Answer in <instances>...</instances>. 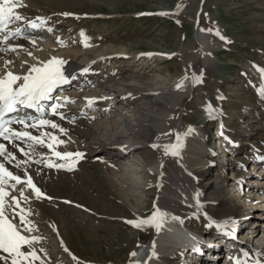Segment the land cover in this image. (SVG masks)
<instances>
[{
    "label": "rangeland",
    "instance_id": "rangeland-1",
    "mask_svg": "<svg viewBox=\"0 0 264 264\" xmlns=\"http://www.w3.org/2000/svg\"><path fill=\"white\" fill-rule=\"evenodd\" d=\"M48 1L27 4L24 12L31 19L43 17L49 20L48 27L64 35L66 45L99 44L105 49L114 45L118 47L116 50L123 46L129 51L128 54H105L101 74L120 76L123 68L139 69L144 66V74H161L171 80L183 77L192 79L193 74L202 77L198 96L201 97L200 100L193 95L186 98L185 103L179 107V114L184 118L182 134L189 127L193 128L194 143L199 144V149L193 147L198 153H193L191 160L194 162L188 171L198 174V177L193 178V183L201 205L197 209L198 214L191 213L188 222L184 224L190 230L189 233L201 237L204 243L211 241L208 245L203 244L204 248H209L210 257L215 253L212 251L215 246L212 242L218 236L219 228L215 227L209 216H222L223 199H237L242 207L240 212L243 211L246 216L257 211H261L262 215L264 211L262 201L254 207L242 202L243 191L241 187L236 188L233 182H229L233 180V174L227 167L232 157L230 150L237 149L246 153L250 152L251 147L258 146V140L264 142V131L259 129L257 120L249 119L256 117L255 113L262 114V102L257 97L256 83L257 77L262 75L260 70H264V0H61L63 4ZM217 31L219 36L215 34ZM199 32H203V44L197 38ZM42 39L47 44L54 43L45 35ZM151 54H164L169 58L152 59ZM205 55L207 58L203 62ZM144 56L148 63L141 65V58ZM93 61H88L86 66L92 68L96 65V60ZM75 64H80V61ZM72 71L80 72L79 68H73ZM158 95L155 110L157 114H161L163 102L169 103L171 95L168 92ZM209 104L215 109L211 118L205 111ZM68 110L72 114L75 111L71 106ZM155 116L152 119L158 121ZM147 125L149 128L153 127L151 123ZM86 126L94 128L88 123ZM152 130L155 131L154 128ZM55 136L65 142L58 146L62 153L84 154L70 173L85 179L80 178L83 180L79 185L82 187L80 190L67 182L63 185L59 183L58 191L56 185L59 181L48 180L42 193L49 198L36 199L41 208L36 211L34 207H24L25 210H31L29 218L38 228L33 234L42 237L40 243L45 242L46 245L43 249L46 250L47 257L39 251L38 255L45 259V264L49 261L50 264H76L61 247L63 241V245L79 259L80 264H123L124 261H130L132 249H137L138 245L143 247L153 239L146 232H138L136 238H131L132 243L123 238V233H130L125 230V225L131 226L125 221L135 220L136 210L120 196L117 177L112 174L110 167L112 165L121 171L128 163L120 159L114 164L113 160H109V155L122 152L130 144L107 141L93 133L89 137L87 135L86 140H80L66 132ZM153 143L168 142L164 139L153 140L143 145L144 152L150 148L163 156L161 150H154L150 146ZM206 147L208 152L200 150ZM165 160L169 162L168 174L173 170L181 173V158L163 156V161ZM151 168L131 169L136 173L131 175L130 180L135 181L139 187L137 191L131 190L132 201L140 208L148 202L153 208L154 205L158 207L156 204L160 192L150 193L149 197L146 194L149 185L158 186L160 182L157 177L154 180L158 182L149 177ZM251 170L248 169L252 174L251 178L258 176V173H252ZM222 175L227 177L228 183L224 186L226 190L223 194L218 196L223 186ZM143 184L146 185L145 188ZM108 194L111 195L107 196ZM56 199H59L58 202L54 201ZM61 200L67 202L63 203ZM241 234L239 232L236 241L240 240ZM193 248L194 246L192 251ZM178 249V246L169 247V251L166 249L157 264H181L179 261L186 256L188 250ZM224 254H217L210 262L222 264L227 258Z\"/></svg>",
    "mask_w": 264,
    "mask_h": 264
},
{
    "label": "bare ground",
    "instance_id": "bare-ground-1",
    "mask_svg": "<svg viewBox=\"0 0 264 264\" xmlns=\"http://www.w3.org/2000/svg\"><path fill=\"white\" fill-rule=\"evenodd\" d=\"M36 1H41L42 3L48 0H23V4L26 6L27 4H31L32 2ZM49 1L57 4H63L61 0ZM18 11L20 15H24L23 17L26 18L25 21L19 23V27L23 29L24 35L27 36L28 39H24L23 37L13 38L8 41V45L0 43V48L8 47L9 45L17 47L16 52H0V74H3L5 60H10L13 62L11 65H9L13 72L23 73L27 68V65H23L22 67L23 61H28L29 64L35 62L32 57L28 56L27 53L29 51L32 53L33 57L40 61H47L52 57L64 60L66 62L63 69L65 75L69 78L75 77V79H78V81L75 84L67 83L59 87V91L57 90L59 92L58 98L68 97L71 101H74V103H68L66 106L59 109V112L63 113L65 119H60L59 115L53 116L50 114L51 112L44 118L55 122L59 125V128L65 129L66 133L70 134L71 136L73 135L75 138H80V140L85 139L87 135L89 137V135L93 133L96 137H100L102 139L104 138L107 141H116L130 144L122 152L110 154L109 160H113L112 163L114 164H117V160L120 159L128 163V166L121 171H118V169L112 165H110V167L112 168V174L115 176V178L117 177V190L125 201H127L130 205H133L134 209L136 210V216H133L136 219H145L150 217V213L154 208L149 202L146 206L143 205L141 208L138 207L137 204L134 205L132 201L133 195L131 194V190L137 191L139 190V187L135 181L133 182L132 179L130 180L131 175L136 173L131 169L139 167L144 168V170H148L152 166L151 172H149V177L153 180L156 177L160 179L158 186L149 185V188L146 190V194L149 197L150 193H155L157 191L160 192L161 195H158L159 197L157 198L156 205L162 212L167 213L163 227L161 231L157 233L153 227H147L145 230H140L132 226L125 225V230L130 231L128 234L123 230V232H125L123 233V238L125 241L132 243L131 238H136L138 232H146L149 235H152L153 239L149 244L143 247L132 249L130 252H136L137 256L134 258L131 257L130 261H124L123 264H132V261L134 260H140L141 262L147 260V258L151 256V246L153 242L156 244L155 251L157 256L153 257L151 260H148V264H157L159 262L160 255L164 254L166 249L169 251V247L178 246L180 247L179 249H182V247L185 245L186 246L184 248H187L188 250H186L187 253L185 251V261L188 264H212L210 260H214L215 256H218L217 254H221L222 250L224 249L222 244L225 237L218 235L217 237L221 239L216 240L215 238V240H213V245H215L214 250H212L215 252L212 254L213 256L211 255L209 257L207 252L202 254V256H198L199 254H197L196 251H192L191 248L193 246H197L201 251H203L205 248L202 247L203 245L200 243L197 235L190 234V230H187L188 228H186L184 224V222H188L187 220H189L188 217L191 213L198 214L197 209L201 205V199L198 198L196 194L197 188L193 183V178L198 177V174L188 171L192 162H194V160H191L193 153L196 155L198 153L193 147L199 149V144L194 143L193 140V136L195 134L192 133L191 135H188L184 140V147L181 151V165L183 166L181 173H176L173 170L171 174H168L167 169L169 167V162L166 160L163 161V156L159 152L153 151L150 148L144 152L145 146H143L144 144L151 143L153 140H157V137H159V139L166 140L168 143L175 142V133L179 132L182 134V128L184 125V118L181 116V114H179V107L185 103V99L191 95L200 100L201 97L198 96L200 95L202 85H200V83L193 84L192 79H185L186 77H183L180 80H177L176 78V80H171L165 78L161 74L150 76L148 74H144V66L139 69L136 67L129 69L123 68L121 69L123 72L120 74V76H116V74L114 75L112 73L101 74V71L99 70L103 68L102 60L105 54L116 55L118 52L119 54H128L129 51L123 46V48L119 47L120 51H117L119 49L116 50L118 47H115L114 45L109 49L100 47L99 44H93L90 46L84 45L82 43H77V45H66L63 39L65 38L64 35L62 36V34L60 35L54 30L49 32L48 26H46L45 23L37 30H39V33L47 27V35L54 42L52 44H47L40 39V36L32 35V30L35 29L27 26V21H34L39 24L40 20H32L31 18H28L29 14L24 12L26 11V8L24 10V7L19 8ZM12 27L14 29L15 25ZM197 38L200 44L204 43L205 40L203 32H199L197 34ZM58 39L59 42L57 41ZM32 40H35V46L31 43ZM150 56L152 59H155L156 57H160L161 59L166 57L169 58V56L164 54H151ZM206 58L207 56L205 55L203 62L206 61ZM90 60H96V65H94L92 68H89L86 75H73V68L74 70L78 68L83 69V67H85L87 62ZM141 60V65L148 63L145 56L142 57ZM77 61H80V64L76 65L75 63ZM115 61L118 60L116 59ZM109 70L111 71V68ZM257 80V97H259L260 102H262V114L255 113L256 117L249 119L257 120V125L260 126L259 129L264 131V99H262L258 94V89L261 86H264V76L260 74L257 77ZM181 82H183L185 86L183 89L177 91L176 86ZM165 92H168L171 95L170 102H163L164 106L162 108V112L161 114H157L155 110V103L158 101L156 96H159L158 94ZM88 100L93 101L91 106H88ZM53 103L56 102H50L49 105ZM61 103H63L62 99ZM67 106H71L72 108L76 109L73 111V114L68 109H66ZM155 115H157V117ZM153 116H155L158 121L156 119L153 120ZM29 123H31V121H29ZM87 123L94 126V128L91 129L92 127H87ZM150 123L152 124V128H154L155 131L152 130L151 127H147V124ZM12 127L17 130H25L21 124H17L16 126ZM59 128L52 129L48 126H43L39 128V130L28 128L27 131L36 136H40L41 133H45V136L42 138L47 139V134L49 133L54 136L55 134L60 133ZM164 133H171V135L166 136ZM253 139L251 138V140ZM230 141L233 143L231 139ZM0 143H3L7 150L12 152L16 157V159L12 160L11 162H8L3 157H0V162L4 163L5 167L9 171L21 176L22 179H26L25 172H27L28 176L32 177L33 183L38 188H40L41 191L42 188L46 186V181L53 179H57V181H59L56 185V191H58L59 183H62L63 185L67 182L70 183L75 189H82V187L79 185L81 182H83V180L80 179L83 177L78 178L77 175L70 173L74 171V169L72 171H68L62 168H48L46 166V162L49 160L55 164L65 163L64 161L58 160L55 156H53L47 147L35 145V151H33L28 147L27 143H24L20 140L15 141V143L18 145L16 148L12 146V143L3 139H0ZM28 143L32 142L29 141ZM256 144L258 146L251 147L250 152L246 153H242L237 149L230 150L232 157L229 160L230 164H227L228 169H230L233 174V180H230L229 182H233L236 188L241 187L243 191L242 202L247 204L249 203L248 206L250 207L258 206L261 203L260 200H262V202L264 201V183H261L262 180H264V175L262 178L259 177L264 173V159H261V157H264V142L258 140V143ZM20 148H23L24 151L28 153V155L25 156L23 153H21L19 150ZM56 150L60 151L58 147ZM200 150L205 153L209 151L207 147L204 149L201 148ZM18 161L24 162L21 163L19 168L15 166ZM37 161L42 162L37 163ZM161 164H163V167H161ZM248 169H252V173H259L257 174L258 176L251 178L252 174L248 172ZM189 173H191V175H189ZM224 176H221V185L223 186L221 187L220 192H218L219 194L217 193L218 196L222 195L226 190L224 186H226L228 181L226 179L227 177L225 178ZM83 179H85V177ZM249 182H251V184ZM9 183L15 182L10 181ZM145 186L146 185L143 184L144 188ZM244 189L246 190L244 191ZM6 190L10 192V195L17 197H19L20 191L23 190L24 194L29 197V201L27 203L21 201L22 207H34L36 211L41 208L39 207L41 204L39 205L36 203L35 194L25 184L17 185L15 189L6 188ZM110 195L111 194H108L107 196ZM228 195L230 196V194ZM56 196L59 198L58 194ZM58 200L59 199H56L54 201L58 202ZM61 201L66 203L64 200ZM221 207L224 208L221 213V217L219 216L216 218L212 215L209 216L215 227H218L222 230L227 229L232 221H235L236 225H242V227L239 229V232L242 233L240 235V241L245 242L242 244H236L233 242L229 243L228 241V244H230L229 249L232 250L231 258L242 257V253L244 251H247L249 256L253 259L256 258L257 252L264 253V211L262 212V215L260 213L261 211H257L253 214H250L249 216H246L242 213L243 211L240 212V209L242 208L240 202L237 201V199L232 200V197L223 199ZM172 217H178L179 219L173 220ZM220 225H228V227L221 228L219 227ZM245 238L247 239L244 240ZM189 239L191 243L188 241ZM207 241L210 242V240ZM134 246L136 247L137 244L135 243ZM36 248L38 251L40 248H46L45 242L37 244ZM221 258L222 257H217V259ZM260 258L262 261H264V256H261ZM222 264H234V260L231 259V261H229L228 259V261H222Z\"/></svg>",
    "mask_w": 264,
    "mask_h": 264
},
{
    "label": "snow or ice",
    "instance_id": "snow-or-ice-1",
    "mask_svg": "<svg viewBox=\"0 0 264 264\" xmlns=\"http://www.w3.org/2000/svg\"><path fill=\"white\" fill-rule=\"evenodd\" d=\"M23 0H0V43L8 45V41L13 38L23 37L28 39L24 35L23 29L19 27V23L26 20L25 17L19 14L18 9L24 7ZM67 15V14H65ZM161 15H167L166 13H161ZM40 23L37 24L34 21H27V26L33 29H38L42 27L46 21L41 18ZM13 25L15 28L13 29ZM51 32L52 29L48 28ZM210 31V30H209ZM220 35L219 31L215 33ZM83 35V33H81ZM224 39V37H220ZM31 43L35 46V40ZM16 52L17 47L9 45L8 47L0 48V52ZM29 57L35 61L29 64L28 61L22 62L23 65H27L26 70L23 73H15L9 67L13 62L10 60L4 61V71L0 74V138L12 143L14 148L18 147L15 141L20 140L28 144V147L35 151V145H40L42 147H47L48 150L55 156L58 160L64 161L65 163L55 164L50 160L46 162L48 168H62L68 171H72L75 167L77 161L83 158V153L76 152H60L56 148L64 144L63 140H59L56 136L47 134V139H43L45 133H41L40 136L33 135L31 132L27 131L28 128H34L39 130L43 126H48L52 129L59 128V125L55 122L44 118L45 117V106L42 104L43 101L56 100V103L48 105L51 110V115H59L60 119H65L63 113L59 112V109L66 106L68 103H74L68 97L56 98L53 97V92L64 84L69 83V77L65 75L64 65L65 61L56 57H52L47 61H40L32 56L29 51ZM87 72L88 69H84ZM262 76H264V70H260ZM75 79V77H72ZM187 79V77L185 78ZM193 84L202 82V77H198L193 74L192 77ZM184 83L181 82L177 84V90L184 88ZM258 94L262 99H264V86L258 89ZM61 99L63 103H61ZM88 106H91L93 101L88 100ZM21 108L34 109L40 114L38 118L31 116L28 117H13L6 119L9 114L18 112ZM205 111L209 118L212 117L215 109L209 104L205 107ZM31 121V123H29ZM13 124H21L25 130H17L11 127ZM61 133H65L66 130L59 128ZM195 130L191 127L187 129L183 134L177 132L175 133V142L173 143H153L150 145L154 150L159 149L162 151L164 157H181V151L184 147V140L188 135H191ZM223 135V133H221ZM168 136L171 133H164ZM159 140V137H157ZM31 141L32 143H28ZM21 153L25 156L28 155L23 148L19 149ZM0 157H3L8 162L15 160V155L8 151L3 143H0ZM75 157V159H73ZM264 159V157H261ZM42 161H37L40 163ZM21 161H18L15 165L17 168L20 167ZM163 167V164H161ZM191 175V173H189ZM26 179H22L21 176L14 174L9 171L5 164L0 162V264H45V259L38 255V250L36 245L41 242L42 237L36 236L33 233L38 231L35 223L29 218L32 215L30 209L25 210L21 206V201L27 203L29 197L26 196L23 190L20 191L19 197L10 195V192L6 188L15 189L17 185L25 184L28 188L32 190L35 194L37 200L41 197L49 198L42 193L41 189L38 188L32 180L31 176H28L25 172ZM14 181L15 183H9ZM67 202V201H66ZM167 213L162 212L158 207L154 205V210L150 217L145 219L127 220L125 223L131 225L132 227L140 230H145L147 227H153L157 233H159L163 227L166 220ZM173 220L179 219L178 217H172ZM235 221H232V232L235 231ZM221 228H227L228 225H220ZM55 230V229H54ZM232 232H226L227 235H232ZM61 247L64 251L68 253L76 264H80L79 259L73 255L67 247L63 245L61 241ZM139 247V245H138ZM151 256L147 260L141 262L140 260L132 261V264H148V260L157 256L155 251L156 244L152 243ZM39 252H43L45 257H47V252L45 249L40 248ZM137 253H130V257H136ZM261 256L264 253H256V258L253 259L249 256L247 251L242 253V257L230 258L234 260V264H264L261 260ZM50 264V261L48 262Z\"/></svg>",
    "mask_w": 264,
    "mask_h": 264
}]
</instances>
